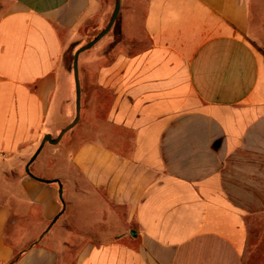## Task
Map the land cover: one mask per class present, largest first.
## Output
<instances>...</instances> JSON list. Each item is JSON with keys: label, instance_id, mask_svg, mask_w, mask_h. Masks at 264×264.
I'll list each match as a JSON object with an SVG mask.
<instances>
[{"label": "crops", "instance_id": "0c3cea01", "mask_svg": "<svg viewBox=\"0 0 264 264\" xmlns=\"http://www.w3.org/2000/svg\"><path fill=\"white\" fill-rule=\"evenodd\" d=\"M107 8L0 0V264H264V0H120L25 172Z\"/></svg>", "mask_w": 264, "mask_h": 264}, {"label": "water", "instance_id": "95a60500", "mask_svg": "<svg viewBox=\"0 0 264 264\" xmlns=\"http://www.w3.org/2000/svg\"><path fill=\"white\" fill-rule=\"evenodd\" d=\"M119 10H120V0H115L112 14H111L109 21L106 24V26L94 38H92L91 40L86 42L84 45L78 47L74 51L71 69L73 72L74 83H75V100H76L75 101V106H76L75 118L68 125H66L64 128H62L56 137H53L50 133H46L43 136L39 146L37 147V149L32 154V156L29 158V160L27 161V163L25 165V172L29 176L35 178L36 180L43 181V182H56L59 186V198L61 201H62V186H61V183L59 182V180H57V179L48 180V179L39 178V177L33 175L31 170H30V165L34 162V160L36 159V157L40 153V151L43 148L45 143H49V144L59 143L60 140L62 139L63 135L69 129H71L74 125H76L77 122L79 121V118H80V102H81V87H80L79 68H78L79 54L81 52L91 48L92 46H94L101 38H103L112 29V27L114 26L115 21L117 19V16L119 14ZM61 212H62V210H61ZM52 223L53 222H51V224ZM132 234H134V232H132Z\"/></svg>", "mask_w": 264, "mask_h": 264}, {"label": "rangeland", "instance_id": "374dc122", "mask_svg": "<svg viewBox=\"0 0 264 264\" xmlns=\"http://www.w3.org/2000/svg\"><path fill=\"white\" fill-rule=\"evenodd\" d=\"M106 4H107V12L106 14L103 16V18L100 19L97 18L94 20L93 24L88 25L84 30H83V37L81 39L78 40V42L76 44L73 45V47L68 50L67 52V58L69 60V64L70 66L72 65V56L74 54V51L76 50V48L74 46H76L77 48L84 45L88 40H90L95 34H97L103 27L104 25L107 23L113 8H114V0H105ZM98 46V45H97ZM96 46L92 47V49H94ZM91 48L89 50H92ZM74 77V76H73ZM75 84V83H74ZM74 89H75V85H74ZM82 109H84V107H82ZM59 134V132L57 133ZM56 137V136H55ZM62 140V139H61ZM61 142V141H60ZM59 144V143H58Z\"/></svg>", "mask_w": 264, "mask_h": 264}, {"label": "trees", "instance_id": "16d2710c", "mask_svg": "<svg viewBox=\"0 0 264 264\" xmlns=\"http://www.w3.org/2000/svg\"><path fill=\"white\" fill-rule=\"evenodd\" d=\"M114 3H115V2H114ZM111 14H112V13H111ZM110 16H111V15H110ZM109 18H110V17H109ZM108 21H109V19H108ZM108 21H107V23H108ZM107 23H106V24H107ZM106 24L104 25V27L106 26ZM104 27H103V28H104ZM103 28H102V29H103ZM102 29H101V30H102ZM101 30H100V31H101ZM100 31H99V32H100ZM99 32H98V33H99ZM98 33H97V34H98ZM97 34H95L92 38H94ZM92 38H91V39H92ZM91 39H90V40H91ZM88 41H89V40H88ZM88 41H87V42H88ZM72 59H73V56H72ZM71 61H72V60H71Z\"/></svg>", "mask_w": 264, "mask_h": 264}]
</instances>
